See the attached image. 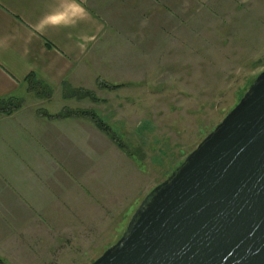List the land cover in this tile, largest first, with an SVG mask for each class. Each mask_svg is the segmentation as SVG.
Masks as SVG:
<instances>
[{
  "label": "crops",
  "instance_id": "1",
  "mask_svg": "<svg viewBox=\"0 0 264 264\" xmlns=\"http://www.w3.org/2000/svg\"><path fill=\"white\" fill-rule=\"evenodd\" d=\"M246 1L0 0V99L24 100L20 109L0 112V258L6 264H59L61 252L106 237V205L123 206L137 193L136 154L120 149L88 116H58L92 110L106 123V95L102 112L89 96L64 94V84L88 77L87 70L93 75L95 47L111 26L164 37L192 15L232 11ZM30 74L48 83L53 96L32 95Z\"/></svg>",
  "mask_w": 264,
  "mask_h": 264
},
{
  "label": "rangeland",
  "instance_id": "2",
  "mask_svg": "<svg viewBox=\"0 0 264 264\" xmlns=\"http://www.w3.org/2000/svg\"><path fill=\"white\" fill-rule=\"evenodd\" d=\"M231 9L192 15L164 37L112 25L95 47L93 75L86 69L88 77L78 74L64 84V94L79 98L95 87L96 100L90 98L102 112L106 95V124L126 152L137 155L142 174L130 201L106 205V237L61 252L59 264H91L114 245L145 196L181 166L264 71V0ZM102 83L119 87L105 94L97 90Z\"/></svg>",
  "mask_w": 264,
  "mask_h": 264
},
{
  "label": "water",
  "instance_id": "3",
  "mask_svg": "<svg viewBox=\"0 0 264 264\" xmlns=\"http://www.w3.org/2000/svg\"><path fill=\"white\" fill-rule=\"evenodd\" d=\"M91 264H264V71Z\"/></svg>",
  "mask_w": 264,
  "mask_h": 264
},
{
  "label": "trees",
  "instance_id": "4",
  "mask_svg": "<svg viewBox=\"0 0 264 264\" xmlns=\"http://www.w3.org/2000/svg\"><path fill=\"white\" fill-rule=\"evenodd\" d=\"M30 91H34L35 94L39 97H50L53 89L52 87L43 81L42 79L38 78L35 74H30L27 79ZM101 87L108 88L111 90L117 89L119 85H109L108 83H102ZM73 93H76L74 91ZM70 96H77L76 94ZM84 96H89L96 100L95 95L92 92L84 91ZM24 104V100L18 97H13L10 99H0V112L3 113H12L18 109H20ZM88 116L95 121V123L104 131L109 133L114 141L125 151H127L126 145L118 138L116 133H113L111 128L93 111H84V110H67L65 113H61L58 116ZM0 264H6L0 258Z\"/></svg>",
  "mask_w": 264,
  "mask_h": 264
},
{
  "label": "bare ground",
  "instance_id": "5",
  "mask_svg": "<svg viewBox=\"0 0 264 264\" xmlns=\"http://www.w3.org/2000/svg\"><path fill=\"white\" fill-rule=\"evenodd\" d=\"M182 165V164H181Z\"/></svg>",
  "mask_w": 264,
  "mask_h": 264
}]
</instances>
